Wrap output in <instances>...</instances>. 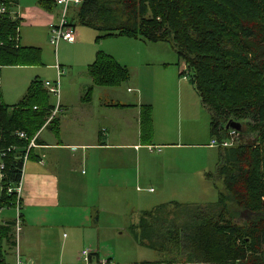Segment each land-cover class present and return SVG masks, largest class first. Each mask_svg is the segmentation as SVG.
Segmentation results:
<instances>
[{"label": "trees", "instance_id": "trees-1", "mask_svg": "<svg viewBox=\"0 0 264 264\" xmlns=\"http://www.w3.org/2000/svg\"><path fill=\"white\" fill-rule=\"evenodd\" d=\"M0 4V72L36 65L40 50L18 45L20 20L10 15L17 0ZM53 5L38 0L48 12ZM74 19L99 33L97 40L130 36L168 43L176 65L185 66L179 76L189 79L210 112L211 140L227 139L229 120L254 136L218 148L214 175L222 191L215 203L157 206L128 228L139 244L162 256L140 264H264V0H83ZM87 74L97 87H118L130 78L127 67L103 52L95 54ZM47 95L35 80L17 104L6 105L0 89V210L13 209L15 196L6 190L21 182L30 143L54 108ZM48 128L58 136L57 118ZM139 128L142 141L152 137L150 106L140 107ZM13 224L0 223V264H8L5 246H12Z\"/></svg>", "mask_w": 264, "mask_h": 264}, {"label": "crops", "instance_id": "crops-1", "mask_svg": "<svg viewBox=\"0 0 264 264\" xmlns=\"http://www.w3.org/2000/svg\"><path fill=\"white\" fill-rule=\"evenodd\" d=\"M26 4L33 6L32 10L26 8ZM58 8L61 12V8L56 6V9ZM71 9L68 15L72 14L75 17L76 8ZM60 12L58 11L56 18ZM45 13L38 6V0H17V5L10 9L11 17L19 19L22 26H42L40 28L46 29L48 35L49 26L54 23V20L52 16H47ZM21 40L22 37L18 34L20 47L39 49L34 45H27L30 43L22 44ZM76 40H79L77 32ZM141 43L143 51L135 52L138 62L127 61L128 52L125 49L118 52L117 58L111 53H103L129 69L138 68L147 82L152 78L148 75L150 70L168 68L164 66L166 49L148 53V47L152 46L146 45L153 44H143V41ZM95 54L92 55V61L87 63L86 69L93 62ZM180 66L184 68L183 63ZM20 72L24 73L23 77H20ZM3 73L4 75L7 73V76L11 78L10 83L13 86V91H5L0 87L3 102L6 105L17 104L25 95L31 82L39 80L37 79L39 70L34 67H2L1 76ZM41 83L43 85L42 81ZM178 83H180L179 79ZM0 86H3L2 77ZM191 87L194 89L193 86ZM88 89H91L90 99L86 100L84 96ZM21 92H25L23 96L20 95ZM18 97L20 99L15 103L14 100ZM12 98H14L13 101H8ZM161 100H165L164 97H161ZM59 106L58 114L51 118V120L53 118L58 120V136H55L48 128L51 122V120L48 122L52 112L50 111L43 128L31 141L33 144L30 143L31 158L24 162L21 178L22 230L17 244L18 262L20 264H140L144 262L131 259L136 255L135 252L138 253L143 248L128 232V228L137 224L139 219L135 221L136 223L118 227L115 221L117 219L114 216L108 219L106 211L100 212L98 207L96 209L89 206H71L76 194L73 189H77L73 184V168L76 162L85 164L87 168L85 178L95 179V181L105 178L111 170L121 169L125 165L126 157L112 156L107 152L138 148L137 142L141 137L139 107H152L155 127V103L144 101L142 94L136 97L127 96L123 85L115 89L93 86L89 77V80L77 87L74 93L67 92L66 87H63V93L60 90ZM162 145L171 146L174 143ZM208 147L215 148L209 145ZM91 156L93 157L90 158ZM138 157L139 155L135 158ZM90 170L93 171L92 175H89ZM119 174L124 175L122 172ZM126 237L130 240L124 241V245L120 242L117 247L115 242ZM5 248H8L14 257L11 263L5 259L6 263L17 264L13 241L12 246H5ZM86 250L89 255L88 260L84 261L82 252ZM115 255L120 258H114Z\"/></svg>", "mask_w": 264, "mask_h": 264}, {"label": "rangeland", "instance_id": "rangeland-1", "mask_svg": "<svg viewBox=\"0 0 264 264\" xmlns=\"http://www.w3.org/2000/svg\"><path fill=\"white\" fill-rule=\"evenodd\" d=\"M25 7L32 10L33 6L26 4ZM58 9L53 5L50 11L53 12L50 14L47 10H43L47 16H52L56 23L60 16L59 14L56 18V14L58 11L60 12ZM73 17L72 14H69L68 21L75 27L79 40L72 44L59 41L56 46H53L50 43V33L48 36L46 29L40 28L42 26L31 27L20 24L21 43H30L27 45H34L40 49V61L36 65L27 66L39 70L38 81L57 80L54 67L59 66L62 72L59 79L61 93H63V87H66L67 92L74 93L77 87L89 80L86 65L92 61V55L96 52H108L117 58L118 52L125 49L128 52L127 61L138 62L135 52L143 51L141 43L143 40L130 36L97 40L96 36L99 33L82 26ZM143 44H153L146 45L152 46L148 47V53L155 50L162 51L165 48L164 66H168V68L150 70L148 75L152 78L146 82L138 68L129 69L127 67L130 79L125 85H122L125 86L127 96L136 97L138 94H142L144 101L155 103L156 130L153 123L154 112L151 107L152 137L142 141L139 136L140 141L137 142L139 145L137 149L107 152L112 156L123 155L126 157L125 165L121 169L111 170L105 178L95 181V179L85 178L87 173L85 164L76 162L73 168V184L77 189H73L76 194L71 206H89L96 207V209L98 207L100 212L106 211L108 219L114 216L117 219L115 221L118 227L136 223L135 221L140 218L143 212L151 211L157 206L173 208V204L206 205L215 203L218 191H222V184L214 175L219 161V150L208 147L211 140L209 110L200 103L189 79L179 76L182 67L176 65L177 56L172 47L168 43H145L143 41ZM23 74L20 72V77H23ZM1 77L3 82V86H0L1 89L13 91V86L10 83L11 78L7 76V73L5 75L3 73L2 76L0 74ZM178 79L180 83H178ZM108 88L115 89V87ZM22 93L20 95L23 96L25 92ZM19 97L14 100L15 103L20 99ZM161 97H164L165 100L160 101ZM13 99L8 101H13ZM47 100L54 106L57 104L51 95ZM128 131L130 132V128ZM238 134V138L235 139L236 145L254 138L253 135L244 132H238ZM163 143H174V145H162ZM137 155L139 157L135 158ZM92 174L93 171L90 170L89 175ZM207 174H212L211 178ZM14 218L15 211L13 209L5 207L0 210V223L14 222ZM108 219L106 220L108 221ZM128 232L130 233L129 230ZM128 240H130L129 237H126L121 241L117 240L115 244L118 247L120 242L124 245V241ZM140 250L130 258L135 261L162 260L161 254L157 251L145 246ZM5 251V259L11 263L14 258L13 254L8 248H5ZM114 258L119 259L120 257L115 255Z\"/></svg>", "mask_w": 264, "mask_h": 264}, {"label": "built area", "instance_id": "built-area-1", "mask_svg": "<svg viewBox=\"0 0 264 264\" xmlns=\"http://www.w3.org/2000/svg\"><path fill=\"white\" fill-rule=\"evenodd\" d=\"M83 0H54V4L57 7L61 8L59 20L56 23H52L49 26V33H50V43L53 46H56L59 41H65L67 43H74L76 41V32L74 26L69 23L68 21V12L71 8H78L82 4ZM5 13L4 7L0 4V15ZM55 69L57 71V80L54 82L50 81H44L43 87L46 90V92L53 96L57 102L55 105V108L52 110L50 118L48 119V122L51 120L52 117L56 116L60 110L59 106V98H60V81L59 76L62 74L61 68L59 66H55ZM185 71V66L180 72ZM227 139H223L222 141L218 142L216 139H212L210 141L209 146L215 147V148H228L231 146L236 145L235 139L238 138V132L233 130H228L227 132ZM20 137H24V134H20ZM33 144V142H31ZM30 144V145H31ZM26 161V158L24 159ZM1 167V166H0ZM7 194H14L15 196V203L13 206V210L15 211V218H14V224H13V247L17 256V264H20L18 262V249L17 244L19 241V235L22 230V215H21V182L16 187H9L7 188ZM89 255V252L83 251L82 256L84 258V261H87V257Z\"/></svg>", "mask_w": 264, "mask_h": 264}, {"label": "water", "instance_id": "water-1", "mask_svg": "<svg viewBox=\"0 0 264 264\" xmlns=\"http://www.w3.org/2000/svg\"><path fill=\"white\" fill-rule=\"evenodd\" d=\"M224 128L226 130H233V131H236V132H240L241 125L239 123H237V122L229 120L225 124ZM1 197H2V178H1V167H0V200H1Z\"/></svg>", "mask_w": 264, "mask_h": 264}]
</instances>
